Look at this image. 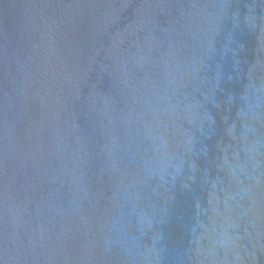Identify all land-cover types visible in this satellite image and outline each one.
Masks as SVG:
<instances>
[{
  "label": "water",
  "instance_id": "1",
  "mask_svg": "<svg viewBox=\"0 0 264 264\" xmlns=\"http://www.w3.org/2000/svg\"><path fill=\"white\" fill-rule=\"evenodd\" d=\"M0 264H264V0H0Z\"/></svg>",
  "mask_w": 264,
  "mask_h": 264
}]
</instances>
